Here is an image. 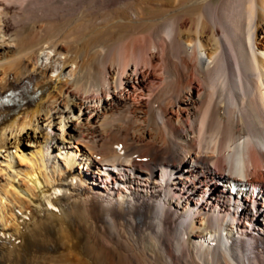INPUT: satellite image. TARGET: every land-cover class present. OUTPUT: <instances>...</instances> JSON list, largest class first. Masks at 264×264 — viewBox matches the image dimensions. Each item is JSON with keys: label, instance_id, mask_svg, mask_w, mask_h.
<instances>
[{"label": "bare ground", "instance_id": "obj_1", "mask_svg": "<svg viewBox=\"0 0 264 264\" xmlns=\"http://www.w3.org/2000/svg\"><path fill=\"white\" fill-rule=\"evenodd\" d=\"M80 1L0 0V264H264V0Z\"/></svg>", "mask_w": 264, "mask_h": 264}, {"label": "rangeland", "instance_id": "obj_2", "mask_svg": "<svg viewBox=\"0 0 264 264\" xmlns=\"http://www.w3.org/2000/svg\"><path fill=\"white\" fill-rule=\"evenodd\" d=\"M107 1L108 0H81L80 1V4H77V7H76V5L75 6H73L72 7V9H71V11H70V13H69V15L68 16H71V17H68L67 16V18L65 19V21H66V23L68 24V25H76L77 23H80V22H84V21H87V19L88 20H90V19H95V21L96 22H98V23H96V24H94L95 26H94V28H96L95 30H97V29H104V28H110V25H111V27H113L115 24H118V22L121 20L120 18V15L121 14H119L120 12H121V10H122V7L120 8V7H118V6H113V7H111L113 4H111L110 3V5L107 3ZM211 2H213L214 4H216V5H218V4H221L222 5V3L225 1V0H210ZM188 4V6L186 5V6H184L183 8H180L179 10H177L178 12L177 13H185L186 12V9H187V11H190L192 8H194V7H199L200 9H203L204 7H206V5H208V0H194L193 2H189V3H187ZM192 4V5H191ZM79 5H80V7H79ZM77 9H76V8ZM86 7V8H85ZM74 8L77 10V12H76V10H74ZM115 8V9H114ZM79 10H80V12H79ZM83 10V11H82ZM75 11V12H74ZM119 12V13H118ZM33 13H34V11H33ZM31 13L32 15H29L28 14V16L27 15H25V16H22V19L24 18L25 20H22V22H27L29 19V21H33V20H38L39 18L38 17H40L41 18V15H40V13ZM80 13V14H79ZM39 14V15H38ZM72 14V15H71ZM79 14V15H78ZM82 14H83V17H82ZM88 14V15H87ZM116 14V15H115ZM35 15V16H34ZM76 15H77V17L78 18H75L76 17ZM85 15H87L86 17H84ZM117 15H119V16H117ZM72 16H74V17H72ZM116 16V17H115ZM30 17V18H29ZM32 17H34V18H32ZM35 17H37V18H35ZM110 17H111V19H110ZM115 17V18H114ZM117 17H118V19H117ZM73 18H74V20H73ZM114 18V19H113ZM33 19V20H32ZM71 19V20H70ZM78 19V20H77ZM68 20H70V21H68ZM75 22H73V21ZM111 20V21H110ZM113 20V21H112ZM104 21V22H103ZM107 21V22H106ZM109 21H110V25H109ZM25 22V23H26ZM71 22V23H70ZM115 23V22H117V23H115V24H112V23ZM24 23V24H25ZM103 23V24H102ZM98 24V25H97ZM104 24H105V26H104ZM101 25V27L100 28H98L99 26ZM113 25V26H112ZM94 28H92V29H94ZM62 30V31H61ZM61 31V32H60ZM65 33V29H64V27H58V29L55 31V33ZM87 33H89V32H87ZM87 33H86V35H87ZM264 35V34H263ZM83 36H85V35H83ZM83 36H80V37H83ZM77 37V36H76ZM68 37V38H70V40L71 41H74V43L73 44H76V41H78L79 39H80V37ZM52 38H55V37H50V38H48V40H50V41H52ZM94 63H97V64H99V62H98V60L97 61H95ZM93 69L95 70V67H93ZM86 75V74H85ZM87 75H88V73H87ZM245 133L247 132L246 131V129L245 130H243ZM242 133V134H245V133ZM261 167V166H260ZM259 169V168H258ZM262 170V171H261ZM263 172L264 173V168H263V166L260 168V170H259V172ZM257 174V176H260V177H257V176H255ZM255 175H254V177L255 178H257V179H259V180H261V181H263L264 180V177H262L261 178V175H259L258 173H255ZM263 183H264V181H263Z\"/></svg>", "mask_w": 264, "mask_h": 264}]
</instances>
